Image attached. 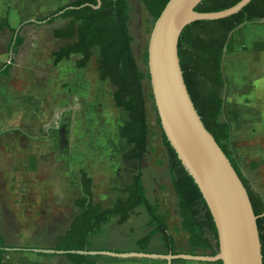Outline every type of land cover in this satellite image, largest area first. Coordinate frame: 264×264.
<instances>
[{
  "label": "rangeland",
  "instance_id": "1",
  "mask_svg": "<svg viewBox=\"0 0 264 264\" xmlns=\"http://www.w3.org/2000/svg\"><path fill=\"white\" fill-rule=\"evenodd\" d=\"M127 1L133 55L138 67L147 70L148 40L154 20L139 0ZM234 41L235 36L223 58L231 57L234 72L251 83L256 70L253 50L234 45ZM77 58L78 55H73L63 62L62 69L67 73L54 86L44 85L48 80H39L52 71L45 60L35 69L26 68L21 62L14 71L18 78L14 84L18 88L40 94L37 107L22 105L20 112L13 116L14 121L0 125V228L4 233L0 235L14 247H19L20 239L31 247L51 244L57 230L53 234L51 229L32 227L50 222L56 226L72 217L75 209L71 202L79 196L80 170H85L92 178L94 201L101 200L104 205L112 204L124 194L122 187L130 177L144 173L146 195L158 201L159 212L172 229L175 226L172 219L176 213L175 198L149 83H145L147 152L143 158L131 160L128 154L132 146L128 140L140 133L130 126L123 108L115 105L113 87L100 79L97 50L84 68L76 67ZM229 69V59H224L223 71L227 75ZM248 180L252 187L264 191V185L260 184L262 179L253 174L252 181ZM45 194L53 196V212L45 206L42 199ZM21 223L30 226L20 232L15 230ZM101 231L90 240L92 247L112 244L116 249L127 250L136 246L134 242L139 237L134 233L127 238L119 235V239L113 240L115 238L107 235L106 226ZM177 244L178 250L183 251L187 242L180 238Z\"/></svg>",
  "mask_w": 264,
  "mask_h": 264
},
{
  "label": "trees",
  "instance_id": "2",
  "mask_svg": "<svg viewBox=\"0 0 264 264\" xmlns=\"http://www.w3.org/2000/svg\"><path fill=\"white\" fill-rule=\"evenodd\" d=\"M149 16L155 20L168 0H139ZM240 0H202L195 8L199 13L218 12L232 7ZM71 0L47 18L37 21L51 23L59 16L68 19L62 28L53 30L56 38L75 39L54 54V64L72 54H79L76 67L84 68L94 50L99 57V77L114 89L113 100L127 114L130 126L139 135L128 140L132 146L128 159L138 160L147 152L146 92L149 83L147 70L138 67L132 51L133 37L128 28L129 6L127 0ZM264 21V0H252L236 14L218 20L194 21L187 25L178 39V58L188 94L205 129L227 156L239 175L250 199L261 245L264 264V199L250 181L242 175L229 146L230 127L221 119L223 93L226 81L222 73V59L233 33L242 25ZM21 43L17 38L14 48ZM6 66V70H8ZM7 74V72H6ZM152 97V96H151ZM154 106V105H153ZM155 108V107H154ZM156 115V110H155ZM162 145L166 151V168L175 198V209L180 219L179 228L188 234L187 245L202 256H215L218 252L217 232L207 205L185 171L174 149L167 141L156 115ZM125 199H117L106 207L94 203L92 178L85 170L79 171V196L72 202L75 214L67 228L55 238V251H91L90 240L112 221L123 224L136 208H142L148 216V224L160 234L167 253H174V240L158 207L151 203L142 183L141 173L132 176L122 189ZM5 245L0 235V264ZM24 249H15L23 251ZM68 264H97V257L76 253L64 254ZM214 264H221L220 261Z\"/></svg>",
  "mask_w": 264,
  "mask_h": 264
},
{
  "label": "crops",
  "instance_id": "3",
  "mask_svg": "<svg viewBox=\"0 0 264 264\" xmlns=\"http://www.w3.org/2000/svg\"><path fill=\"white\" fill-rule=\"evenodd\" d=\"M70 1L71 0H0V125L9 124L10 121H14L15 119L13 116L20 112L22 105L29 104L37 107L39 104V93H29L28 90H22V88L20 89L14 84L18 80L15 76L16 72L14 71H17L19 65L21 66V62L29 69L39 67V64L42 63L43 60L49 62L52 71L48 72L52 73L51 76L48 75L47 72L43 78L39 79L38 76L37 78L40 81H49L44 85L48 84L49 86H54L55 83L60 81V78L65 76L64 73H67L62 69L63 62L73 55H78V58L74 60V64L80 59L79 54H72L69 57L63 58L57 64H54V54L63 46L75 41V39L56 38L53 36V30L62 28L68 21V19L59 16L62 12H60L51 23H48L47 21H37L38 18L49 17L56 9L67 5ZM234 36V45H244L253 50L255 61L254 69L256 70H254L253 73V82L247 83L244 81V76L234 72V63L231 57L227 56L223 58L222 73L226 81V88L223 93L224 106L221 119L229 124V144L232 146L233 157L240 172L247 179L251 178V181L254 174L255 178L258 177L260 180H263L262 183V180L260 181V184L264 185V21L244 24L233 33L232 37ZM17 38L21 39V43L14 48V42ZM224 59H229V75L223 71ZM6 66L9 67L8 70H6ZM40 76L42 77V73H40ZM229 79H232V81ZM141 175L142 183L147 194L144 178L145 175L144 173H141ZM131 178L132 177H130L124 186L131 182ZM35 182L37 185L40 183L38 179ZM154 182H156V180ZM254 189L258 191L264 199V191L256 188ZM158 191L159 189L157 192ZM172 194H174L173 191ZM146 196L147 198L149 197L148 195ZM52 197L53 196H50V194H45L42 197L46 204V208L48 209V207H50L51 212H53L54 209ZM117 199H125V194ZM150 201L157 205L158 209L160 208L156 199ZM39 202H41V199ZM94 203H102V201H94ZM102 204L104 205V203ZM110 205L104 206L108 207ZM59 207L61 208V206ZM64 207H66V205H63V208ZM74 214L75 212L73 211L72 217ZM66 215L67 213L65 216ZM72 217H67L65 223L62 222L61 224H56V226L51 222L44 224V226L43 224L38 226L37 223V225H34L32 228L37 227L39 230L48 228L51 229L53 234L55 230H57L56 236H58L67 228ZM0 219L2 218L0 217ZM172 219L175 224L173 229L164 218L169 233L174 240V253H167L165 251L160 234L155 233L153 228L149 226L148 216L142 208L132 210L125 223L117 224L114 220L106 226V233L110 236L109 238H115L113 240H117V238L119 239V235H123L122 238H127L128 235L130 236L134 233L138 234L137 236L139 237H137L134 242V244H136L134 248L119 250L110 244L109 247L98 245L92 247L91 245L90 250L95 252H113L119 254L144 253L151 255L172 254L202 256L198 251H196L197 253H194L187 244L185 250H178L177 240L183 238L185 242H187L188 234L180 230V219L177 213H175V216L172 217ZM29 226L30 225L27 226L21 223L18 224V227H14V229H17L20 232L22 229H28ZM98 233H102V231H99ZM0 234H4L1 228ZM56 236L54 237L56 238ZM55 238L52 239L51 244L38 247L25 245L24 240L22 239H20L19 247H14L9 243L4 242L5 250L3 252V260L1 264H68L64 255L51 252L53 251ZM20 248L24 250L15 251V249ZM95 256H98L97 264H167L165 260L146 257L119 258L106 254ZM171 264L214 263L175 258L171 260Z\"/></svg>",
  "mask_w": 264,
  "mask_h": 264
},
{
  "label": "water",
  "instance_id": "4",
  "mask_svg": "<svg viewBox=\"0 0 264 264\" xmlns=\"http://www.w3.org/2000/svg\"><path fill=\"white\" fill-rule=\"evenodd\" d=\"M252 0H240L218 12L199 13L202 0H168L154 20L148 40L149 86L156 115L167 141L192 177L211 214L217 232L215 256L119 254L95 251H51L64 255L106 254L119 258H175L221 264H263L257 217L247 191L231 162L205 129L188 94L178 58V39L194 21L218 20L236 14ZM100 5V0H97Z\"/></svg>",
  "mask_w": 264,
  "mask_h": 264
}]
</instances>
